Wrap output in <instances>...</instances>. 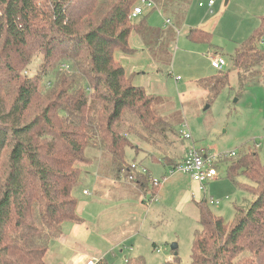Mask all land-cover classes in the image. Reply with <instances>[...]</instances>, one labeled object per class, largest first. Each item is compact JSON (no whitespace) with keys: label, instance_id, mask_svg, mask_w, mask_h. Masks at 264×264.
Returning a JSON list of instances; mask_svg holds the SVG:
<instances>
[{"label":"trees","instance_id":"trees-1","mask_svg":"<svg viewBox=\"0 0 264 264\" xmlns=\"http://www.w3.org/2000/svg\"><path fill=\"white\" fill-rule=\"evenodd\" d=\"M137 1L0 0V264H44L49 243L63 226L81 222L74 194L82 168L92 164L86 149L109 154L117 178L131 177L145 193L148 171L131 170L126 160V150L135 149L131 136L152 148L181 142L179 131L153 113L155 98L134 85L113 57L116 51L134 54L129 39L135 35L157 70L170 66L167 47L174 34L148 26L145 18L129 20ZM152 1L169 14L174 8L178 18L189 0ZM263 36L264 16L231 56L238 93L247 84L264 85V52L258 48ZM187 37L211 42V34L200 29ZM36 56L42 63L29 76ZM49 74L52 80L44 82ZM228 78L219 71L199 81L208 103ZM225 164L232 183L240 175L250 180L241 189L253 200L234 209L231 224L204 202L196 204L199 229L190 264H264V164L250 150ZM168 165L176 166L173 159ZM125 264L145 263L137 256ZM171 264H179L175 255Z\"/></svg>","mask_w":264,"mask_h":264},{"label":"rangeland","instance_id":"rangeland-1","mask_svg":"<svg viewBox=\"0 0 264 264\" xmlns=\"http://www.w3.org/2000/svg\"><path fill=\"white\" fill-rule=\"evenodd\" d=\"M208 1H187L178 18L174 8L172 15L166 8L156 6L158 10L132 20L137 23L145 18L150 27L172 31L174 38L170 46L167 45L171 56L169 67L157 70L146 61V57L125 58L120 51H116L113 57L127 73L131 62L144 66L142 72L134 69L140 75L135 81L145 83L155 91L156 96L167 98L172 103L171 105L166 99H161L160 107L169 112L176 125L167 123L181 135V142L157 148L131 136L135 149L126 150L129 162L135 159V164L144 163L145 159L151 158L168 165V160L173 159L179 165L186 150L193 148L216 158L214 167L217 176L204 185V192H200V186L189 175L175 172L170 176L168 181H173L174 185L165 189L163 196L156 195V201L151 204L146 216L145 227L136 239L134 250L127 251L130 248L127 245V250H123L122 254L104 253L102 258L108 264H125V260L137 256H141L145 264H171L174 255L179 264H190L194 233L199 229L196 204L204 202L212 214L231 224L235 218L234 209L246 207L253 200L250 193L241 189L243 185L250 186V180L240 175L236 178L237 183H232L226 176L225 163L236 158L239 152L250 150L255 151L264 164V85L247 84L238 93L235 69L231 62L235 50L260 28L261 17L264 16V0L215 1L211 11L206 7ZM199 4L204 7H199ZM166 20L170 22L167 24ZM192 29L210 33L211 44L189 40L187 35ZM258 48L264 52V36L258 43ZM210 53L219 54L223 58L225 66L221 72L228 73L229 78L228 85L208 103L206 92L198 83L219 72L210 66ZM41 63L40 56L34 57L27 75H36ZM52 77L49 74L44 82L51 81ZM184 133H188L191 138L184 139ZM89 152L91 150H85L88 155ZM133 153H138V156L134 158ZM84 169L82 168L81 180ZM171 169L172 166H159L153 178H159ZM210 198L219 201V204L208 205L206 201Z\"/></svg>","mask_w":264,"mask_h":264},{"label":"crops","instance_id":"crops-1","mask_svg":"<svg viewBox=\"0 0 264 264\" xmlns=\"http://www.w3.org/2000/svg\"><path fill=\"white\" fill-rule=\"evenodd\" d=\"M129 46L134 50V54H123L125 58L146 57V61L155 68L139 37L132 35ZM129 64L131 65H128L130 68L128 73L124 68L126 76L131 77L134 85L142 86L147 94L155 98L153 113L163 117L171 125H176L169 112L160 107L161 99L167 98L156 96L155 91L148 85L135 81L140 75L134 69L141 71L144 66L138 65V62ZM90 150L89 155L85 153V156L92 164L84 169L80 188L74 194L77 199L75 211L81 222L67 223L63 226L62 234L50 241L44 255V264H87L89 261L94 263L98 260L105 261L104 257L102 258L104 253L122 254L123 250H127L125 249L127 245L130 247L127 251L131 252L134 250L137 237L145 227L146 216L151 206L145 205L143 200L144 194L149 191L148 185L144 193L132 182L123 178L118 179L114 159L101 150L89 148ZM133 157L136 158V154L133 153ZM126 160L129 165L133 163L127 158ZM136 164L145 167L150 177H153L159 166L170 167L159 159L153 161L151 158L145 159L144 163ZM172 183L173 181L167 180L163 187L156 190V195L163 196L164 190L174 185Z\"/></svg>","mask_w":264,"mask_h":264},{"label":"built area","instance_id":"built-area-1","mask_svg":"<svg viewBox=\"0 0 264 264\" xmlns=\"http://www.w3.org/2000/svg\"><path fill=\"white\" fill-rule=\"evenodd\" d=\"M215 1L223 0H209L206 4L208 10L211 11L212 7L215 5ZM199 7H204V5L199 4ZM154 10L158 9H156V5L152 0H138L132 8L128 19L134 20ZM169 22L170 21L166 20L167 24ZM208 60L210 62V66L217 71H222L223 67L225 66L223 58L218 54L210 53L208 55ZM62 69L66 70L67 66H62ZM182 126L185 127V125ZM183 138L189 140L191 136L188 133H184ZM231 156H234V154H231ZM215 161L216 158L207 153L194 150L193 148L186 150L185 155L179 165L177 164L175 167H172L171 171H169L167 174L161 175L159 178L150 177V181L148 183L149 191H147L143 197L145 205L152 204L154 201H156V194L152 192V189L158 188L163 183L167 182L168 178L175 172L189 175L191 180L196 182L200 186V190L204 192V185L217 176V172L214 167ZM130 168L131 170H134L140 174L147 173L145 167L135 163L130 164ZM127 181L131 182L132 178L129 177ZM84 194H86V192H84ZM206 203L208 205H217L219 204V201L210 198L206 201ZM126 261L127 260H125V262ZM87 264H94V262L89 261Z\"/></svg>","mask_w":264,"mask_h":264},{"label":"water","instance_id":"water-1","mask_svg":"<svg viewBox=\"0 0 264 264\" xmlns=\"http://www.w3.org/2000/svg\"><path fill=\"white\" fill-rule=\"evenodd\" d=\"M227 2H225V4H226ZM172 250H174L173 248H172Z\"/></svg>","mask_w":264,"mask_h":264}]
</instances>
